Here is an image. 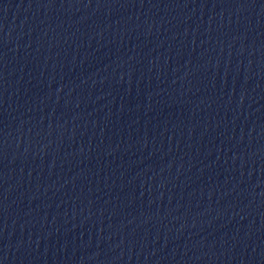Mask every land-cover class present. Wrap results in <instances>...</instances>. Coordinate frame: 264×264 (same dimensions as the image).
<instances>
[{
	"label": "water",
	"instance_id": "obj_1",
	"mask_svg": "<svg viewBox=\"0 0 264 264\" xmlns=\"http://www.w3.org/2000/svg\"><path fill=\"white\" fill-rule=\"evenodd\" d=\"M0 264H264V0H0Z\"/></svg>",
	"mask_w": 264,
	"mask_h": 264
}]
</instances>
